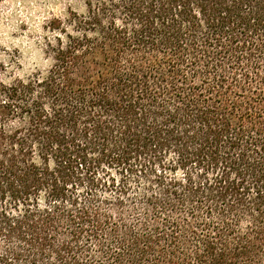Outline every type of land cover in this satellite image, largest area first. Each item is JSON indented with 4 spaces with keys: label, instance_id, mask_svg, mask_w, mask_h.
Returning a JSON list of instances; mask_svg holds the SVG:
<instances>
[{
    "label": "trees",
    "instance_id": "trees-1",
    "mask_svg": "<svg viewBox=\"0 0 264 264\" xmlns=\"http://www.w3.org/2000/svg\"><path fill=\"white\" fill-rule=\"evenodd\" d=\"M84 3L0 79V264H264V0Z\"/></svg>",
    "mask_w": 264,
    "mask_h": 264
},
{
    "label": "rangeland",
    "instance_id": "rangeland-1",
    "mask_svg": "<svg viewBox=\"0 0 264 264\" xmlns=\"http://www.w3.org/2000/svg\"><path fill=\"white\" fill-rule=\"evenodd\" d=\"M70 10L84 13V0H0V79H24L50 68L49 26Z\"/></svg>",
    "mask_w": 264,
    "mask_h": 264
}]
</instances>
